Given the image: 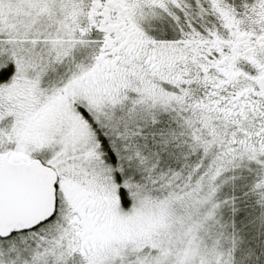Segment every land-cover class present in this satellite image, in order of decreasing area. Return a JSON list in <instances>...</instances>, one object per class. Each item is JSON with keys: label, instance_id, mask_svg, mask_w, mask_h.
<instances>
[{"label": "snow or ice", "instance_id": "obj_1", "mask_svg": "<svg viewBox=\"0 0 264 264\" xmlns=\"http://www.w3.org/2000/svg\"><path fill=\"white\" fill-rule=\"evenodd\" d=\"M0 264H264V0H0Z\"/></svg>", "mask_w": 264, "mask_h": 264}]
</instances>
